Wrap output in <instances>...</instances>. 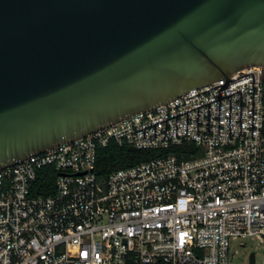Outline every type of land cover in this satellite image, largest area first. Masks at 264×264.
Returning <instances> with one entry per match:
<instances>
[{
  "label": "built area",
  "instance_id": "2783aa9c",
  "mask_svg": "<svg viewBox=\"0 0 264 264\" xmlns=\"http://www.w3.org/2000/svg\"><path fill=\"white\" fill-rule=\"evenodd\" d=\"M231 78L1 168L0 264H234L243 239L264 247V67ZM219 89L242 90V134L241 91L230 125ZM111 143L175 148L101 177L98 152ZM48 166L56 190L34 195Z\"/></svg>",
  "mask_w": 264,
  "mask_h": 264
},
{
  "label": "water",
  "instance_id": "95a60500",
  "mask_svg": "<svg viewBox=\"0 0 264 264\" xmlns=\"http://www.w3.org/2000/svg\"><path fill=\"white\" fill-rule=\"evenodd\" d=\"M257 65L264 0H0V169Z\"/></svg>",
  "mask_w": 264,
  "mask_h": 264
},
{
  "label": "trees",
  "instance_id": "16d2710c",
  "mask_svg": "<svg viewBox=\"0 0 264 264\" xmlns=\"http://www.w3.org/2000/svg\"><path fill=\"white\" fill-rule=\"evenodd\" d=\"M168 149H137L130 146H120L111 143L98 152L95 171L101 177H107L112 171L132 166L159 157L173 150ZM59 172L52 166L42 168L33 185L34 195H49L56 190V179Z\"/></svg>",
  "mask_w": 264,
  "mask_h": 264
},
{
  "label": "rangeland",
  "instance_id": "374dc122",
  "mask_svg": "<svg viewBox=\"0 0 264 264\" xmlns=\"http://www.w3.org/2000/svg\"><path fill=\"white\" fill-rule=\"evenodd\" d=\"M245 246L237 245L238 253L233 259L234 264H250V254L255 252V264H264V247L258 239H243Z\"/></svg>",
  "mask_w": 264,
  "mask_h": 264
}]
</instances>
